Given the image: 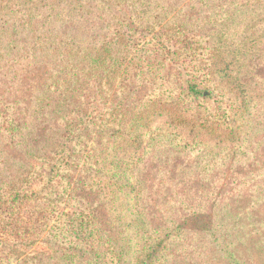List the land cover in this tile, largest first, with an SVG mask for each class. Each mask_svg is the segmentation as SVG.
I'll return each instance as SVG.
<instances>
[{"label":"trees","instance_id":"trees-1","mask_svg":"<svg viewBox=\"0 0 264 264\" xmlns=\"http://www.w3.org/2000/svg\"><path fill=\"white\" fill-rule=\"evenodd\" d=\"M14 1L0 0V33ZM160 1H21L28 17L39 3L47 9L30 38L0 40V264H172L178 235L182 256L199 230L234 264L262 254L263 184L232 181L230 200L257 189L244 218L256 234L246 257L235 256L221 222L159 221L141 204L144 144H231L257 91L230 62L200 75L199 39L163 21ZM217 94L225 97L212 104ZM221 211L233 215L229 203Z\"/></svg>","mask_w":264,"mask_h":264},{"label":"rangeland","instance_id":"rangeland-1","mask_svg":"<svg viewBox=\"0 0 264 264\" xmlns=\"http://www.w3.org/2000/svg\"><path fill=\"white\" fill-rule=\"evenodd\" d=\"M21 1L9 4L7 26L0 33V40L4 43L15 35L19 40L30 38L37 28L39 14L46 13L47 6L39 3L28 17L25 15L28 4L21 5ZM18 9L24 14L13 12ZM157 11L162 12L163 21L171 20L177 25L185 23L188 27V30L184 28L185 31L199 39L193 46L201 54L199 59L204 60L197 63L203 67L198 71L200 75L207 71L205 67H225L230 62L234 72L242 73L247 87L256 86L257 91L245 112L247 124L244 134L231 144L223 143L221 146L216 141L204 140L185 146L174 137L164 139L153 147L144 144L141 149L144 154L137 167V174L145 178L141 204L148 212L154 208L157 220L172 219V223L178 224L183 219L185 226L198 220L212 224L221 222L230 234L227 244L235 256L246 257L251 239L256 234L252 232L254 222L244 218L248 217L250 201H254L255 198H252L257 189L252 198L230 199L236 190L235 183L242 178L246 186L247 183L264 185V181L259 182L264 176V0H162ZM244 44L247 49L241 54ZM214 47L218 48L220 56L212 57ZM235 52L238 55L234 58ZM3 65L8 69V64ZM221 92L225 93V90ZM224 97L214 95L212 104ZM228 110L225 108L222 115ZM245 188L242 190L246 192ZM258 192L261 193V190ZM227 203L233 207V215L222 213L221 207ZM204 212L211 213V216H204ZM259 213V218L264 220V200ZM245 222L250 225L244 227ZM189 229L185 231L187 235H191ZM177 238L179 240L181 234ZM178 240L170 251L172 264L175 261H181V264H234V258L226 257L221 247L215 246L213 239L200 230L194 235L193 247L185 244L182 256ZM243 241L246 246L242 245ZM260 252L262 254L254 262L251 255L247 257L249 264H264V242Z\"/></svg>","mask_w":264,"mask_h":264}]
</instances>
